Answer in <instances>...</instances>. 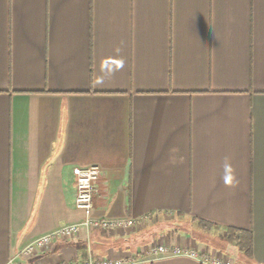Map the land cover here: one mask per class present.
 Segmentation results:
<instances>
[{"label": "crops", "instance_id": "crops-1", "mask_svg": "<svg viewBox=\"0 0 264 264\" xmlns=\"http://www.w3.org/2000/svg\"><path fill=\"white\" fill-rule=\"evenodd\" d=\"M94 164L92 217L135 225L28 264H264V0H0V264L84 220L73 170ZM163 213L215 227L151 234ZM163 240L201 256L151 257Z\"/></svg>", "mask_w": 264, "mask_h": 264}, {"label": "built area", "instance_id": "built-area-1", "mask_svg": "<svg viewBox=\"0 0 264 264\" xmlns=\"http://www.w3.org/2000/svg\"><path fill=\"white\" fill-rule=\"evenodd\" d=\"M73 171L76 176L75 206L84 211V220L64 225L57 230L37 237L33 241L26 244L20 250V252L12 259H10L6 264H28L27 260L29 258L48 252L55 239L62 238L64 240H67L73 238L81 232L82 228H86L88 232L94 229L114 231L120 229H128L135 225V220L133 218H93V198L102 170L99 165L94 164L90 166H76ZM148 254L154 258L183 255L193 257L201 256L199 255L197 249L185 248L179 244H170L166 240L155 242L150 245ZM18 258L21 259L19 260ZM141 258H143V255L138 257V259ZM201 258L202 260L210 264H234L231 258H227L223 255L211 257L207 254H204L201 256ZM132 260L136 259L117 257L101 258L99 260H95L94 258L89 257L83 260L57 261L54 264H126ZM37 264L43 263L39 262Z\"/></svg>", "mask_w": 264, "mask_h": 264}, {"label": "rangeland", "instance_id": "rangeland-1", "mask_svg": "<svg viewBox=\"0 0 264 264\" xmlns=\"http://www.w3.org/2000/svg\"><path fill=\"white\" fill-rule=\"evenodd\" d=\"M155 223L153 224V227L150 229L151 234H165L164 230H167L169 232V235H175V234H191L193 236L198 235V226L197 222L191 219L184 218L182 216H179L178 214H161L159 218L154 219ZM162 236V235H160ZM165 236V235H164Z\"/></svg>", "mask_w": 264, "mask_h": 264}, {"label": "trees", "instance_id": "trees-1", "mask_svg": "<svg viewBox=\"0 0 264 264\" xmlns=\"http://www.w3.org/2000/svg\"><path fill=\"white\" fill-rule=\"evenodd\" d=\"M194 221L197 222V226L203 230H211L215 227V224L204 219L194 218ZM222 242L226 244L230 243L236 245L239 250L247 257H250L252 254V233L249 230L229 227L225 234V238L221 239Z\"/></svg>", "mask_w": 264, "mask_h": 264}]
</instances>
